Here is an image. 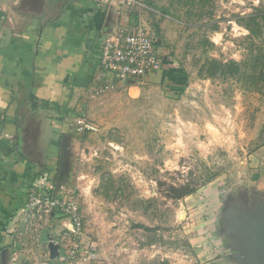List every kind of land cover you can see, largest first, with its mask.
<instances>
[{"label":"rangeland","instance_id":"1","mask_svg":"<svg viewBox=\"0 0 264 264\" xmlns=\"http://www.w3.org/2000/svg\"><path fill=\"white\" fill-rule=\"evenodd\" d=\"M137 2L141 6L135 9L163 46L162 54L184 72L170 70L140 93L111 91L67 109L73 119L71 138L63 142L64 171L55 165L49 173L56 188L64 186L60 191L77 199L83 234L71 235L56 216L62 212L37 214L26 210L24 202L10 232L17 254L28 248L18 257L21 264H202L215 254L214 263L238 264L226 233V203L242 201L251 209L260 192L248 187L250 151L264 142V88L261 93L247 89L264 44L248 40L238 19L264 10V0ZM209 59L242 63L243 73L202 78L199 71ZM262 61L258 71L264 69ZM231 136L235 144L226 148L223 139ZM44 159L49 164L48 154ZM220 177L221 211L208 188ZM185 183L205 193L199 195L204 200H172L163 192L168 185ZM204 201L214 209L204 210ZM50 241L61 246L53 261ZM204 241L213 246L206 249Z\"/></svg>","mask_w":264,"mask_h":264},{"label":"crops","instance_id":"2","mask_svg":"<svg viewBox=\"0 0 264 264\" xmlns=\"http://www.w3.org/2000/svg\"><path fill=\"white\" fill-rule=\"evenodd\" d=\"M140 24H144L141 11L118 0H0V264H21L19 255L28 252L21 248L17 254L19 248L13 247L10 235L27 192L65 189L55 187L49 172L59 165L61 144L71 138L73 117L67 109L85 105L106 82L100 63L102 42L118 30L135 31ZM160 74L152 75L147 85L162 80ZM143 89L132 87L129 93ZM223 140L226 148H233L234 137ZM250 153L248 187L264 198V142ZM216 182L208 188L218 196L213 203L220 210L223 178ZM199 195L206 196L198 192L185 202L203 201ZM211 205L204 203V210L214 209ZM56 216L68 229L67 216ZM217 256L202 263L213 264Z\"/></svg>","mask_w":264,"mask_h":264},{"label":"built area","instance_id":"3","mask_svg":"<svg viewBox=\"0 0 264 264\" xmlns=\"http://www.w3.org/2000/svg\"><path fill=\"white\" fill-rule=\"evenodd\" d=\"M118 1L127 8L141 6L136 0ZM159 43L145 24H140L135 31L118 30L107 36L100 50L101 70L106 82L96 90L95 96L111 91L129 92L132 87L144 88L152 75L173 66L172 60L162 54ZM79 124L86 128L83 121ZM61 194L63 197H58L52 191L42 193L31 188L25 198V208L45 215L52 211L62 212L69 219L71 235L81 237L84 224L78 201L73 194Z\"/></svg>","mask_w":264,"mask_h":264},{"label":"water","instance_id":"4","mask_svg":"<svg viewBox=\"0 0 264 264\" xmlns=\"http://www.w3.org/2000/svg\"><path fill=\"white\" fill-rule=\"evenodd\" d=\"M66 158V148L63 143L59 162L60 173L64 171ZM57 182L60 183V176ZM55 193L58 195L62 192ZM253 202L250 210L244 207L242 201L229 200L226 203L228 207L225 212L228 211L229 214V220L226 219V222L229 221L230 224L226 233L233 239L230 248L236 253L238 264H264V198L258 194ZM48 248L51 261L60 257L61 247L58 244L50 241Z\"/></svg>","mask_w":264,"mask_h":264},{"label":"trees","instance_id":"5","mask_svg":"<svg viewBox=\"0 0 264 264\" xmlns=\"http://www.w3.org/2000/svg\"><path fill=\"white\" fill-rule=\"evenodd\" d=\"M238 23H240V25L249 32L248 40H251L255 43L256 40H258L260 41V44H264V10L257 8L255 9L254 14L248 15L246 17H241L240 19H238ZM260 44H258V46H260ZM250 51H253V48H251ZM255 59L256 61L254 62V65L251 66L252 72L249 75L250 84L249 86H247V89L248 90L253 89L261 93V90L264 88V69L258 71V64L263 60L262 66L264 67V54H262V56L259 55L256 56ZM168 69H171L172 72H174L175 74L182 75L184 72L182 69H179L178 66L175 67L169 66L164 71H162L163 75L162 74L160 75L163 77H167L169 73ZM242 70H243L242 63H239L237 61L232 60L229 62H223L217 59H209L200 69L199 76L208 79H215L217 77L234 78L240 76L243 73ZM176 79H182V78L177 77L175 78V80ZM215 175L216 174H214V176ZM213 178H209L207 183H210L213 180ZM163 186H166V184L164 183L161 184V187ZM163 192L165 193L166 197L169 199L182 200L189 196L197 194L198 188L194 187L189 183H185L181 185L172 184V185H168V189ZM141 227L145 228V226H141ZM145 229L147 231H152V229L147 227ZM161 264H169V262L165 260Z\"/></svg>","mask_w":264,"mask_h":264}]
</instances>
